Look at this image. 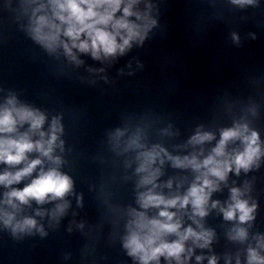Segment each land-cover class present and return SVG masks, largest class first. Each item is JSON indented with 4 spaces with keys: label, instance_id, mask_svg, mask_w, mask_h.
<instances>
[{
    "label": "water",
    "instance_id": "water-1",
    "mask_svg": "<svg viewBox=\"0 0 264 264\" xmlns=\"http://www.w3.org/2000/svg\"><path fill=\"white\" fill-rule=\"evenodd\" d=\"M127 4L122 0L114 20L123 18ZM41 6L36 16L51 17L49 0H0V111L13 100L17 109L42 114L45 140L53 119L59 121L52 155L73 187L63 200L39 205L14 200L19 209L14 211L4 203L5 194L22 190L40 168L18 184L0 185V214H13V224L36 221L30 232L13 233L0 218V264H138L123 247L127 226L135 213L156 219L163 210L143 209L140 197L151 190L165 200L183 198L199 184L200 172L173 161L202 163L221 133L237 127L247 128L245 136L257 134L259 158L247 172L236 174L233 168L224 181L210 177L217 190L203 218L193 217L191 205L169 211L176 213L181 232L191 227L211 234L205 247L197 246L203 241H185L181 260L188 256L187 264H209L213 258L215 264H247L250 249L264 258L259 247L264 244V0L243 6L232 0H136L127 22L137 26L139 36L123 53L93 59L90 52L72 49L75 60L62 46L49 51L32 38L33 12ZM28 127L18 126L7 138L16 139ZM204 135L212 139L192 142ZM244 147L240 139L230 141L226 156ZM152 151L159 153L150 168L158 171L154 188L142 185L147 173L137 171L142 154ZM37 158L44 171L52 167L38 153L28 154L29 161ZM19 167L0 163V175ZM233 188L249 207L255 205L253 219L241 223L238 213L224 219L220 209L232 203ZM61 203L68 207L53 219L50 213ZM240 229L243 239L237 238ZM176 239L169 236L167 242ZM159 264L176 262L161 257Z\"/></svg>",
    "mask_w": 264,
    "mask_h": 264
},
{
    "label": "clouds",
    "instance_id": "clouds-1",
    "mask_svg": "<svg viewBox=\"0 0 264 264\" xmlns=\"http://www.w3.org/2000/svg\"><path fill=\"white\" fill-rule=\"evenodd\" d=\"M135 2L136 0H128V4L123 8V18L114 20L113 17L120 10L122 0H49L53 8L52 16H36V12L41 11L43 6L35 9L30 32L32 38L49 51H53L57 45L62 46L65 54L72 60H75L72 49H77L81 53L90 52L93 59H99L101 54L105 57L113 56L118 51L123 53L124 49L129 46V42L139 36L137 26L127 22V17L133 15L130 8ZM232 3L243 6L252 4L253 0H232ZM121 32L126 35H121ZM61 36L70 43L61 40ZM81 36L84 37L83 40ZM117 37L122 43H117ZM7 103L9 107L0 111V137H3L0 138V163L10 167H21L14 173L5 172L0 175V185L7 188L31 177L38 167L40 171L22 190L7 192L4 203L14 211H18L17 204L13 203L14 200L20 205H27L30 200H34L38 205L63 200L72 191L73 184L70 177L58 170L61 164L60 159L52 155L54 147L57 146V134L61 132L59 121L53 119L48 139L45 140V133L40 131L45 122L42 114L27 108L17 109L13 106V100ZM24 124L29 125L27 132L16 139L7 138L9 134L17 132L18 126ZM246 131V127L223 131L212 155L202 163H197L194 158L173 161L175 167H191L194 171L200 172L196 178L199 184L193 183L183 198L177 196L174 199L165 200L159 195H153L151 190L140 197L139 203L143 209L161 208L162 206L163 210L158 212L156 219H147L143 213H135L134 219L127 226L129 234L125 238L123 247L130 257L138 261V264H159L161 257L165 261H175L176 264H187L188 256H185L183 261L181 260V254L185 252V241L191 239L193 244L203 241L202 244H197L199 247H205L210 242L211 234L208 232L202 231L198 234L191 227L181 232L180 220L178 218L174 220L176 213L170 212L169 209L181 210L191 205L193 217L203 218L207 215L205 206L210 194L217 190V184L210 177L224 181L228 172L233 171V168L236 174H239L241 169L247 172L260 156L257 134L253 132L250 136H245ZM31 135H39L40 139L33 142ZM211 139L209 135L196 136L192 142L201 143ZM237 139L245 145L244 150L229 158L225 153L226 145ZM32 152L48 160L52 167L44 171L42 159L29 161L28 154ZM142 155L143 162L137 171L147 173V175L141 180V184H152L154 188L153 181L158 171H150V168L159 153L152 151ZM201 169L205 171L201 172ZM240 195L238 189L231 190L232 203L227 209H220L225 220H233L237 213L241 223L253 219L251 214L255 210V205L249 207L247 201L239 198ZM212 206L217 207V202H214ZM67 207L66 203L57 204L50 213L51 217L55 219L61 216ZM36 215L43 216V213L37 212ZM0 218L3 219L5 227H12L13 233L26 230L30 232L36 227V221L31 218H25L15 224L12 223L13 214L5 212L0 214ZM193 223L197 221L193 219ZM197 227L200 225L197 224ZM169 236H175L177 239L167 242ZM244 237L245 232L242 229L238 230L237 238L243 239ZM259 247L264 249V244H259ZM191 251L188 249L189 256ZM200 259L201 257H197L198 262ZM209 264H215V259H210ZM247 264H264V258L260 257L255 250L250 249Z\"/></svg>",
    "mask_w": 264,
    "mask_h": 264
}]
</instances>
